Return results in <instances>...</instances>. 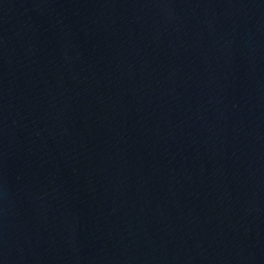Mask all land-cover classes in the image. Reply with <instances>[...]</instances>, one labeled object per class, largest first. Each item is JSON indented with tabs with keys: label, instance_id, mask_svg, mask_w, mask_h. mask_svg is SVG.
Returning <instances> with one entry per match:
<instances>
[{
	"label": "water",
	"instance_id": "water-1",
	"mask_svg": "<svg viewBox=\"0 0 264 264\" xmlns=\"http://www.w3.org/2000/svg\"><path fill=\"white\" fill-rule=\"evenodd\" d=\"M0 264H264V0H0Z\"/></svg>",
	"mask_w": 264,
	"mask_h": 264
}]
</instances>
